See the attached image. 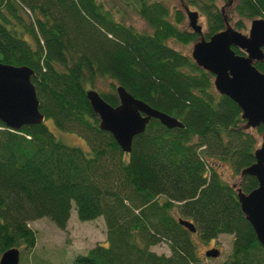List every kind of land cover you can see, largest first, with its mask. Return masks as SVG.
Returning a JSON list of instances; mask_svg holds the SVG:
<instances>
[{
  "label": "trees",
  "instance_id": "obj_1",
  "mask_svg": "<svg viewBox=\"0 0 264 264\" xmlns=\"http://www.w3.org/2000/svg\"><path fill=\"white\" fill-rule=\"evenodd\" d=\"M118 1L150 33L117 21L100 0H0V63L30 69L44 121L88 146L83 151L62 143L44 123L18 131L0 123V255L33 249L30 222L47 219L63 230L73 205L81 222L103 219L105 243L70 264H208L194 239L219 235L231 236L223 264H264L235 190L219 171L226 165L239 176L233 185L244 194L256 187L253 177L240 176L254 162V134L243 128L237 106L215 93L212 76L167 46L168 40H197L180 29V11L170 15L162 0ZM181 1L204 17L205 40L230 26L218 7L220 1L228 7L227 0ZM232 11L238 20L230 27L243 31V20L264 19V0H237ZM253 66L264 73V63ZM99 80L107 82V92L96 91ZM116 87L181 127L166 129L151 119L129 154L122 153L99 130L85 98L94 90L116 107ZM179 220L191 223L194 233ZM158 244L166 245L168 256L150 251Z\"/></svg>",
  "mask_w": 264,
  "mask_h": 264
},
{
  "label": "water",
  "instance_id": "obj_2",
  "mask_svg": "<svg viewBox=\"0 0 264 264\" xmlns=\"http://www.w3.org/2000/svg\"><path fill=\"white\" fill-rule=\"evenodd\" d=\"M232 0H227L229 6ZM187 25L197 37L192 44L190 59L196 67L212 76L216 94L230 99L240 111L244 129L264 128V73L253 63L264 62V19L250 21L246 34L233 30L228 24L207 40L202 36L196 12L184 8ZM232 48L243 55H237ZM33 72L27 67L0 63V123L10 130L23 126L40 125L44 118L38 111V101L30 79ZM116 107L109 106L94 90L85 92V98L98 118L99 130L110 134L120 151L129 154L132 139L143 133L153 119L166 129L180 128L181 124L134 99L122 88L116 87ZM260 145L253 152L254 162L240 172V176L253 177L256 187L244 194L235 185L236 200L244 220L251 227L257 244L264 250V130ZM178 224L194 233L191 223ZM219 252L210 249L205 258L216 259ZM19 251L9 249L0 255V264H18Z\"/></svg>",
  "mask_w": 264,
  "mask_h": 264
},
{
  "label": "rangeland",
  "instance_id": "obj_3",
  "mask_svg": "<svg viewBox=\"0 0 264 264\" xmlns=\"http://www.w3.org/2000/svg\"><path fill=\"white\" fill-rule=\"evenodd\" d=\"M104 2L107 9H109L117 21L122 20V22L131 27L137 33H150V29L145 25V23L131 10L124 9L122 11V3L118 0H100ZM162 2L167 7L169 14L172 15L174 10L180 11L184 15V20L180 29L190 32L187 25V19L185 17L184 8L187 7L188 10L192 11L193 8L183 5L181 0H162ZM237 0H232L231 5L224 7V2L220 1L218 7L222 8L223 13L227 15L231 23L233 24L238 20L237 16L232 11L233 6L236 4ZM116 11H118L116 13ZM202 28V33L205 31V19L202 15L198 14L197 22ZM250 21L243 20L245 29L240 31L242 34H246ZM167 46L173 50L190 56L192 43L188 45H182L174 40H168ZM96 91L107 92L108 86L107 82L99 80L96 83ZM47 129L53 134L55 139L61 141L62 143L78 147L83 151H88V146L85 141L74 133L61 132L58 131L52 124L50 120L43 122ZM252 132L255 136L257 147L260 145V136L257 134L255 129H247ZM256 147V148H257ZM221 174V179L229 185L236 184L239 180V176L234 175L229 167L222 166L219 169ZM29 228L34 231L36 239L33 249L29 252L19 251V262L18 264H70L72 259L76 255H84L90 248H92L97 243H105V228L103 219L101 217L96 218L92 221L81 222L77 219L76 213L73 205L69 212V218L63 230L57 229L51 222L47 219H39L30 222ZM195 247L197 249V254L200 258L205 260L208 264H223L225 257L229 254L231 246V236L229 235H219L216 239L209 242H202L200 240L194 239ZM210 249H216L220 252L216 259H209L204 257V253ZM150 251L157 255L168 256L169 251L165 244H158L150 248Z\"/></svg>",
  "mask_w": 264,
  "mask_h": 264
},
{
  "label": "flooded vegetation",
  "instance_id": "obj_4",
  "mask_svg": "<svg viewBox=\"0 0 264 264\" xmlns=\"http://www.w3.org/2000/svg\"><path fill=\"white\" fill-rule=\"evenodd\" d=\"M243 55V54H242ZM264 63V62H263Z\"/></svg>",
  "mask_w": 264,
  "mask_h": 264
}]
</instances>
